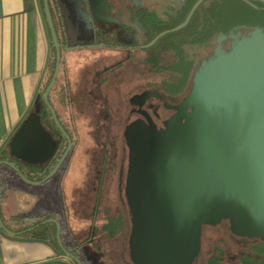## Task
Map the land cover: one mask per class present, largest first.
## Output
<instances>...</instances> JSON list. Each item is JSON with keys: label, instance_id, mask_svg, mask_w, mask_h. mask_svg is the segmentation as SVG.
<instances>
[{"label": "flooded vegetation", "instance_id": "flooded-vegetation-1", "mask_svg": "<svg viewBox=\"0 0 264 264\" xmlns=\"http://www.w3.org/2000/svg\"><path fill=\"white\" fill-rule=\"evenodd\" d=\"M73 1L77 18L83 21L85 30L89 27L101 41L97 45H85L84 47L122 52L118 53V57L111 58V67L101 71L98 78L100 79L101 76L110 72L122 76L128 70L132 72L133 79L136 75L135 66H139V54L137 53L136 57V52L142 46H140L141 44L136 46L121 45L120 41L133 38L136 33L142 35L146 40L147 34L156 21L154 11L146 5L140 8L135 7L137 0H127L128 6L122 14L115 10V0L107 1L110 9H102L97 12L94 8L97 4L96 0ZM165 10H168L170 13L168 16L171 17V10L167 8ZM168 12L165 11L164 15ZM158 20L161 21V18ZM98 22L100 24H97ZM242 28L247 29L246 36H236L238 40L234 45H225L226 47L220 51L214 52L213 58L204 61L199 71L209 62L231 53L245 39L264 36V30L247 27L237 28L233 34ZM62 46L58 76L61 70L63 71L64 54L81 48L71 45ZM100 58L102 59V57ZM47 81L46 78L40 93ZM50 81L44 90L43 98L39 97V93L34 103V109L30 112L35 111V104L39 105L37 113L40 120L39 128L32 134L24 135L21 142L15 146L10 145V140L8 147L10 158L8 162L31 182H42L56 169L46 182L38 186H30L20 178L26 185V189H34L32 191L37 193L38 206H41L40 204L45 201V198L51 196L54 191L59 192L63 199L61 205H58L59 208L55 207L57 209L53 211V215L31 219L24 218V216L18 217L22 221L34 222L35 224L31 227L38 226L35 230L40 237H48L47 240L56 241L60 248L57 241L59 237L62 246L80 260L79 247L91 239L98 240L97 248L106 258L98 264L108 263V251L102 246L107 247L106 244L110 239L121 235L125 238L121 250L122 257H126V259L124 258L125 264H196V260L202 252L205 228L214 230L221 228V231L234 244L240 264H264L263 207L250 208L248 211L232 209V216L222 218L214 224L203 223L198 239L192 238L187 232H178L166 217L154 219L156 221L151 223L152 219L149 216L153 208L141 197L144 180L147 175L164 176L166 170L168 171L175 164L177 159L171 160L167 155L165 156V152L170 149L177 154L183 131L187 126L193 124L194 109L192 105H185L189 96L184 97L177 105L168 103L162 98L160 92L155 90H144L141 94L130 97L131 109L128 114L129 117L134 118L125 125L123 133L125 145L122 148H116L113 141L102 140L96 134L97 132L94 134V138H90L92 128L89 125L85 134L86 138L79 134V137H74L72 128L78 125V121L75 123L66 122L56 106L53 105L51 92L55 89L54 83L48 94V104L53 108L63 131L57 126L44 100ZM159 100L161 101L160 106H163L169 113L171 112L166 118L161 117L159 109L157 110L155 102ZM175 120H179V122ZM94 128L97 127L94 126ZM97 130H101V128L99 127ZM177 130L180 132L177 133ZM159 145L167 150L164 152L158 148ZM72 171L78 178L71 192V199L67 202L62 185L64 176ZM17 175L19 176L18 173ZM56 177H58L56 183H53L51 190L48 189L46 185ZM0 183L9 189L14 186L9 178L0 179ZM111 191L115 192L114 202L110 204V199L112 200L110 198L108 203L102 207V202L107 200L105 197ZM51 219L59 223V230L54 223H44ZM70 223L81 225L83 228L75 230L69 225ZM100 241H102L101 246ZM218 248L214 245L213 249L208 251L205 264L222 263L225 255Z\"/></svg>", "mask_w": 264, "mask_h": 264}, {"label": "rangeland", "instance_id": "rangeland-1", "mask_svg": "<svg viewBox=\"0 0 264 264\" xmlns=\"http://www.w3.org/2000/svg\"><path fill=\"white\" fill-rule=\"evenodd\" d=\"M96 1V12L110 9L108 0ZM182 1L137 0L135 7L146 5L154 11L156 21L150 29L151 33L170 23V13L165 8H177ZM115 3V10L124 13L128 6L127 0H115ZM226 7L229 13L234 14L235 21L248 24L247 20L244 21L246 18L238 13L240 8L237 5L229 3ZM165 11L168 12L166 15ZM246 30L242 28L230 37L216 39L213 52L220 51L225 45H234L238 40L236 36L245 37ZM96 38V34L90 36L87 32L80 37H73L74 43L85 45H97L99 40ZM144 39L136 33L135 37L122 40L120 44L143 45ZM164 42H156V45H165ZM85 45L64 54L63 71L51 92L53 105L63 119L70 123L78 121V125L72 128L74 137H84L89 125L92 128L90 138H94L97 132L102 140L113 141L114 147L122 148L125 145V125L134 118L128 114L131 109L130 97L144 90H155L168 103L177 105L192 87L178 95L167 94L161 85L162 81L168 79V74L155 73L146 65L140 51L136 52V57L139 54V66H135L136 75L133 79L132 72L128 70L122 76L110 72L99 79V73L111 67V58L118 57L122 52L89 49ZM205 54L204 51L200 52L198 58ZM50 56L51 50L49 61ZM166 59L170 61L172 57L166 55ZM196 91L192 105L196 110L192 119L195 123L183 131L177 155L174 156L172 150L161 145L158 147L164 152L167 150L165 154L171 156L173 161L178 158L179 162H175L162 177L147 175L142 190L143 200L152 206L153 215L161 216L162 213L164 217L168 216L179 231L185 224V218L193 220L205 210H208L205 215L213 218L228 209L248 211L252 207L264 208V37L247 38L231 55L207 68ZM160 103V100L155 102L157 110L161 117L166 118L171 112L160 106ZM233 108L238 112L234 119L230 114ZM21 188L34 190L26 189V185ZM111 192L105 197L107 200L102 202V207L110 198V204L114 202L115 192ZM124 241L121 235L110 239L107 247L102 246L108 251L107 264H125L121 254ZM214 245L225 255L220 264H240L229 237L221 228L214 230L208 227L203 232L202 252L196 264H205L208 251Z\"/></svg>", "mask_w": 264, "mask_h": 264}, {"label": "crops", "instance_id": "crops-1", "mask_svg": "<svg viewBox=\"0 0 264 264\" xmlns=\"http://www.w3.org/2000/svg\"><path fill=\"white\" fill-rule=\"evenodd\" d=\"M51 5L61 44L74 43L73 37L76 34L78 37L86 32L92 35V30L89 27L85 30L83 21L77 18L73 0H51ZM72 19L74 20L71 21ZM50 42V31L39 0H0V162L10 160L9 142L32 111L47 78ZM2 178H9L14 184L7 190L0 183V217L6 227L14 232H19L17 229L30 221H22L18 217L31 219L53 215V211L57 209L55 207L63 201L59 192L54 191L31 215L27 212L28 206L17 202L13 194L5 197L6 192L12 190L14 194L18 193L19 188L25 185L17 173L1 164L0 179ZM57 178L51 180L46 187L51 190ZM77 178L74 171L64 176L62 186L67 202L71 199ZM69 225L75 230L83 228L74 223ZM25 234L11 236L0 228V264H76L52 241ZM96 242L99 244L98 240L91 239L79 247V257L84 264L103 262L104 255L97 248Z\"/></svg>", "mask_w": 264, "mask_h": 264}, {"label": "trees", "instance_id": "trees-1", "mask_svg": "<svg viewBox=\"0 0 264 264\" xmlns=\"http://www.w3.org/2000/svg\"><path fill=\"white\" fill-rule=\"evenodd\" d=\"M197 0H183L177 8L171 9V21L164 28L147 34L144 44L150 43L159 33L175 28L186 19L192 6ZM41 8L43 9V0H39ZM50 8L53 16V8L51 0H49ZM234 3L237 5L239 14L246 18L248 24L234 20V14L228 12L227 5ZM54 20V17H53ZM55 24V22H54ZM56 26V25H55ZM247 27L252 29L264 30V4L261 2H248L246 0H205L195 11L190 22L186 27L176 32H171L160 38L158 42L165 40V45H156L155 43L149 48H140L138 51L144 56V62L155 73L168 74V79L162 81L161 88L170 95L181 94L186 88H190L188 95H190L194 79L202 67V63L213 58L214 41L218 38H227L233 35V31L237 28ZM172 38V39H170ZM170 39V40H169ZM96 40H99V38ZM101 42L100 40L98 41ZM170 43V44H169ZM51 56L49 61V78L46 83L50 81L56 61V52L52 41ZM169 44V45H168ZM71 46H82L83 43H72ZM89 45V44H86ZM206 52L205 56L198 58L200 52ZM166 55H170L172 59L168 61ZM203 60L201 63L200 61ZM200 65H199V63ZM165 63V67L163 64ZM192 83V84H191ZM44 87L40 98H43ZM38 98V97H37ZM34 222H27L24 227L17 229L21 231L34 225ZM25 235H37V230H33ZM57 247L56 241H52Z\"/></svg>", "mask_w": 264, "mask_h": 264}, {"label": "water", "instance_id": "water-1", "mask_svg": "<svg viewBox=\"0 0 264 264\" xmlns=\"http://www.w3.org/2000/svg\"><path fill=\"white\" fill-rule=\"evenodd\" d=\"M205 0H197L196 3L192 6L191 10L189 11L186 19L184 20L183 23H181L180 25L176 26L175 28L173 29H170V30H166V31H163L161 33H159L150 43L142 46V48H149V47H152L160 38H162L163 36H165L166 34L168 33H171V32H176L178 30H181L183 29L184 27H186L188 25V23L190 22L193 14L195 13V11L198 9V7L204 2ZM248 2H261L264 4V0H246ZM43 10H44V14H45V17H46V22H47V25H48V28H49V31H50V36H51V41L53 43V46L55 48V52H56V61H55V70H54V74H53V77H52V80L50 81V84L45 92V95H44V100H45V103L48 105L52 115H53V118H54V121L55 123L57 124V126L62 130L61 126H60V123L55 115V112L53 110V108L48 104V94H49V91L51 90V88L53 87L54 83H55V80L58 76V73H59V70H60V65H61V58H62V48H63V44L60 43L59 41V38H58V34H57V30H56V27H55V24H54V20H53V16H52V12H51V8H50V3H49V0H43ZM264 37V36H263ZM246 40V39H245ZM241 45V43H239L233 50L231 53L221 57V58H217L211 62H209L207 65L204 66L203 69H201L197 74H196V77H195V81H194V86H193V89L189 95V97L186 99L185 101V105H193V101L195 99V96H196V88L198 87L199 85V82L201 80V78L204 76L207 68H209L210 66H214L215 63L219 62L221 59H223L224 57L226 56H229L231 55L237 48L238 46ZM256 88H258L256 86ZM203 102L204 99L202 98ZM39 111V105L38 104H35V111L30 113L27 118L23 121V123L21 124V126L18 128V130L16 131V133L13 135L12 139H11V142H10V145L12 146H15L16 144H19L21 142V140L23 139L24 135L26 134H32L33 132H35L38 128H39V124H40V120H39V117L37 115ZM195 111L196 110H193V115L195 114ZM230 114L232 115V118L234 119V117L236 115H238V112H237V109L233 108L232 111H230ZM194 117L192 116V119ZM177 122H179V120H175ZM195 122H193V124H190L191 127L194 125ZM63 131V130H62ZM174 156H176L177 154H175V152L171 151ZM178 153V152H177ZM167 154H165L166 156ZM168 157L171 158V156L167 155ZM177 160H175V162H179L178 158H176ZM171 160H173V158H171ZM174 162V163H175ZM1 164H4V165H7L9 167H11L12 169H14L20 176V178L25 182L27 183L28 185L30 186H38V185H41L43 184L44 182H46L55 172V170L50 174V176H48L46 179H44L42 182H31L29 180H27L21 173L20 171L15 168L11 163L7 162V161H3V162H0V165ZM172 168V167H171ZM170 168V169H171ZM169 170V169H168ZM167 172V170H166ZM151 176V175H150ZM153 176V175H152ZM151 176V177H152ZM156 177V176H155ZM157 177H162L161 175H158ZM9 190V188L7 189ZM11 194H13L15 197V200L17 202H23L24 205L28 206V210L27 212L29 214L33 213L38 205H39V202L37 200V193L34 192V191H29V190H23V188H19L18 190V193H13L12 190L5 194V197L7 198L8 196H10ZM141 197L143 198V194L141 195ZM144 199V198H143ZM252 208H255V207H252ZM259 208V207H257ZM236 209H240V208H236ZM206 211L208 210H205L203 211L202 214L198 215L197 217L192 218L193 220H188V218H185V224L183 225V227H181V231L178 230V232L182 233V232H187L189 234V236H192V238H196L198 239L199 236H200V231H201V225L203 223H211V224H214L216 222H219L222 218H226L228 216H232L231 214V211L232 210H224L222 211V213H219L218 216H214L213 218H210L209 216H206L205 214L207 213ZM154 214V210L150 213V218L152 219L151 223H154L157 219H161V218H167L169 220V222L171 223L170 221V218L168 216L165 215V217L163 216V214L161 213V216H157V215H153ZM159 217V218H158ZM156 219V220H154ZM166 219V220H167ZM165 220V219H163ZM44 223H54L56 224V226L58 227V230H59V223L56 221V220H47L45 221ZM177 223V222H176ZM171 225H173L171 223ZM181 225V224H180ZM38 226H33V227H30V228H27L21 232H14L12 230H10L9 228L6 227V225L4 224L3 220L1 219L0 217V228L5 232L7 233L8 235H11V236H19V235H22V234H25V233H28V232H31L33 230H35ZM177 230V229H176ZM43 239H48V237H43ZM57 241L60 245V248L61 250L63 251L64 254H66L67 256H69L71 259H73L76 264H83L82 261L72 255L70 252H68L61 244V240L60 238L58 237L57 238Z\"/></svg>", "mask_w": 264, "mask_h": 264}]
</instances>
